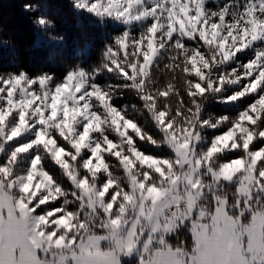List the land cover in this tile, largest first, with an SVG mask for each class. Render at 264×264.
Returning <instances> with one entry per match:
<instances>
[{"label":"snow or ice","instance_id":"1","mask_svg":"<svg viewBox=\"0 0 264 264\" xmlns=\"http://www.w3.org/2000/svg\"><path fill=\"white\" fill-rule=\"evenodd\" d=\"M69 3L95 49L0 70V264H264V0Z\"/></svg>","mask_w":264,"mask_h":264},{"label":"trees","instance_id":"2","mask_svg":"<svg viewBox=\"0 0 264 264\" xmlns=\"http://www.w3.org/2000/svg\"><path fill=\"white\" fill-rule=\"evenodd\" d=\"M27 0H0V70L11 66L29 68L36 72L41 68L56 70L71 59L77 50L87 45L93 49L99 44L100 30L89 18L76 14L69 0H44L46 15L56 22L55 34H63V43L50 41L39 33L30 22V15L23 11ZM3 41H9L4 43Z\"/></svg>","mask_w":264,"mask_h":264}]
</instances>
